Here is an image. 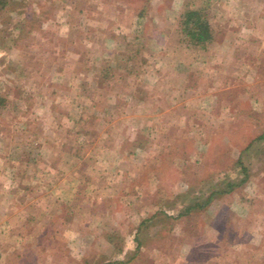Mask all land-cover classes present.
<instances>
[{
  "label": "rangeland",
  "instance_id": "obj_1",
  "mask_svg": "<svg viewBox=\"0 0 264 264\" xmlns=\"http://www.w3.org/2000/svg\"><path fill=\"white\" fill-rule=\"evenodd\" d=\"M201 5L214 30L204 48L186 41L180 24L185 8ZM48 22L52 38L41 33ZM15 46L32 49L21 62L31 66L22 72L39 83L48 78L47 63L55 70L62 65L64 50L71 78L51 81L64 101L55 103L63 113H56L53 126L64 114L71 128L45 139L39 152L48 158L52 145L51 175L26 181L23 193L0 181V264H264V0H0V49H7L10 64ZM49 47L54 62L46 60ZM113 53L123 61L130 55L139 87L133 93L145 101L132 97L116 102L117 108L107 103L108 113L116 109L110 122L116 134L126 125L137 129V135L128 129L133 145L149 151L120 140L116 153L110 142H100L96 113L106 104L104 94L94 84H79L78 73L113 67ZM6 67L16 83L10 71H19ZM113 73L121 76L122 68ZM14 83L11 111L34 100L25 98L26 90L35 92ZM117 111L132 118L126 124ZM67 148L69 155L62 154ZM20 151L30 153L24 146L10 155L20 157ZM223 180L232 183L231 191L177 217L190 195L187 187L206 193L210 183L224 187ZM20 182L18 187L29 186ZM145 218L150 220L140 224ZM136 237L141 247L134 252Z\"/></svg>",
  "mask_w": 264,
  "mask_h": 264
},
{
  "label": "crops",
  "instance_id": "obj_2",
  "mask_svg": "<svg viewBox=\"0 0 264 264\" xmlns=\"http://www.w3.org/2000/svg\"><path fill=\"white\" fill-rule=\"evenodd\" d=\"M257 17L259 20V15ZM66 21H67V16L64 18V22ZM53 26L54 25L51 22L46 23V28L45 30L41 31V33H44L46 35L49 34V38L54 37V35L51 36L53 33L52 31ZM100 32H97V34H99ZM59 35L66 36L65 33H62ZM124 48L125 46H123V49ZM6 50L7 49L5 48H2V50L0 49V67L3 71L1 72L2 74L0 76V97H2L5 100V103H7L3 107H0V176L2 177V179L0 177V181L5 180V182H7L8 184L7 187L9 188L14 187L15 188L14 190H10L12 193L13 191L17 193L20 191L21 193H23L24 190H25L24 192L28 191L27 188L30 187V184H28L29 182H26V181L34 180V182H36L37 179L39 178V175H42V174L51 175V173L54 172V169H53L54 162L49 161L50 158L54 157V153H53L54 150L52 149L53 148L52 145L46 148L48 151L47 157L49 158V160H47L48 158L43 159V157H40L39 152L41 149L44 148L43 143L45 139L53 140L55 139L54 138L55 134L60 133L64 135L65 132H70L71 127L70 125H68V120L70 121V118L63 116L64 114L62 116L60 115V118H59L60 122L57 123L55 126H53L54 117H56V113L59 112V111L57 112L55 111V107H56L55 103H58V102L64 103V101H59L60 99L57 97L61 93L56 94L54 90L50 88V86L52 85L51 81L58 83L63 80L65 81V84L69 83V80L71 78L70 77V67H65L64 65L66 64L65 62H68V61H65L66 57L64 56V50L62 49V52L60 53L61 54L60 61L62 65L58 67L57 69L58 71L55 69H50L48 67L49 63H47L46 70L49 71V73H47L48 78L44 79L43 81L39 83L37 81H33V79L29 80L28 78H26V76L22 72V69L24 68L25 65L31 66V64L21 63V62L25 58L30 57L29 56L30 54H33L32 49H29L28 47L23 49L19 46H15L14 52L16 56L13 60L14 64H10L11 63L9 59L10 56L8 55V51ZM49 51L51 53H54V49L52 47L47 48V51L45 53L47 56L46 60L54 62V58L48 57ZM113 54H115L114 59L116 61L113 64V67H112V64L107 66L106 64L101 63L103 64V66L101 65L100 69H98L97 71L92 68H90L89 70L84 69V71L80 69V72L78 73L79 79L82 80V82L79 84L84 83V86H86V83L89 82V84H92V85L94 84L96 86V91L101 90V94H104L102 97V101H104V103L106 104L103 105V107L101 108V111H97L96 113V115L98 116V119L100 118V126H98V128H100L98 131V133L100 134V142L104 143V145L107 142H110L111 143L110 149L111 150L114 149L116 153L117 152L120 153V148L116 147L115 145L116 142H119L120 140L122 142L126 140H130L128 141L131 143V145L129 146L135 147L136 148L135 150L142 149L144 151L146 149L149 151V148H144L142 145L137 144L135 142L133 145V141L131 140V138L133 137H131V135L133 133L134 135H137L138 134L137 129H133L134 127L128 128L126 125L125 133H122L119 131V133L116 134V130H115L116 127L115 125H112V123L110 122L111 120L110 118L113 115H109V114L115 115V112L113 111H116V109H114V108H117V107H114L116 106L115 105L116 102L118 103L119 101H124V100L126 101L132 97H133L132 100L140 104L141 103L144 104V101H145V96H143V94L140 96H136L133 93V91L135 92V90L139 89V87H137L136 85L137 83L135 84L133 78H131V72H130L131 68L129 67V64H128L130 55L127 54V56L124 58V61H123L120 58L116 57V53H113ZM100 61L102 62L101 58H100ZM67 64H69V62ZM9 65H13V67L11 68L17 69L19 71V73L16 72V70L13 71L12 69H11L12 71H10V72L15 73L13 80L16 83H14L13 81L11 82L12 80L11 78H13L12 74H11V78H7V73L9 71L4 73V69H7L6 66L9 67ZM108 67L113 68V72L115 68L116 69L122 68L123 74L121 76L118 75V77H115V74L113 72L108 71L109 70ZM51 68H53V64ZM109 75L111 76L109 77ZM20 77L22 78V81L20 80ZM23 77H25V79ZM17 79L20 80V82L17 81ZM13 83L16 84V86L17 84H21L20 87H23V88L24 86H32L35 89V92L32 91L31 93H29L27 90L26 92L24 91L25 92L24 95L26 96L25 97L26 99L31 97L34 100L31 101V103H29V101L21 102V103L18 102V108L15 109V111L9 110L7 106L8 103L10 102V93H11L9 87H11ZM116 84L120 85L121 87L120 90L114 89ZM42 86H45L46 88L43 89ZM112 86L113 88L110 89V87ZM142 86L143 87H140V88L142 91H144L143 88H145L147 85L143 84ZM68 91L69 90L66 88V91H62V93L68 92ZM26 103H29V104H26ZM107 103H110V106L114 107L111 113H108L107 111L106 106L107 107L109 106V104ZM26 105L30 106L29 109L26 108ZM32 105L35 106V108L32 107ZM60 107H63V109L65 108L64 105L62 104L60 105ZM120 110H123V109H120ZM117 112H118V116L124 117L123 120L125 121V123L127 121L125 119L132 118V117L128 118L127 115L122 114L121 111H117ZM59 113H63V112H59ZM148 115L149 114H146L143 109L142 115H141L142 118L145 119L147 118ZM63 123H66L67 125L65 126ZM142 127H144V125H142ZM128 129L132 130L133 133L128 132ZM114 135H116L115 139H114ZM128 135H130V137ZM24 146H28L30 149V153H28L27 151L25 152V155H22L24 153L20 151V154L22 156H25V158H22V156L14 158L15 156H13L12 154L10 155V153H12L13 151H17L20 148L24 149ZM102 147L103 146L101 145V148L99 149L102 150ZM103 150L106 151V149H103ZM68 152H69V149L67 148L62 152V154L69 155ZM80 153L82 154L81 151ZM62 161H64V159ZM8 162H9L8 166L4 167L5 170L1 171L4 164ZM13 164L15 166L16 165L18 166L19 164H21V166H23L25 170L22 171V173L20 172L16 173L13 170V167H11V165L14 166ZM62 164L64 165V163ZM29 167H32V169H35V173H34V170H32V172L30 173ZM20 181L22 182L25 181L26 184H28L29 186L28 187L27 186L18 187L16 182H19V184H21Z\"/></svg>",
  "mask_w": 264,
  "mask_h": 264
},
{
  "label": "trees",
  "instance_id": "obj_3",
  "mask_svg": "<svg viewBox=\"0 0 264 264\" xmlns=\"http://www.w3.org/2000/svg\"><path fill=\"white\" fill-rule=\"evenodd\" d=\"M206 1H209V0H206ZM206 6H207V3H206ZM180 24H181V32L185 40L196 46H199L200 48H204L205 45L208 42H210L214 37V30L210 26L209 21L206 17V7L204 5H201L198 8H195V7L185 8L182 14V19L180 21ZM4 105H5V100L2 97H0V107H3ZM85 119H86V116L83 113H81L79 116V121L84 122ZM261 136L263 135L260 134L258 138H261ZM239 160H240L239 157H237L236 162L239 163L240 162ZM220 179H215L214 182L217 183L218 180ZM214 182L209 184V188L211 186V189L210 191L208 189L206 193L205 191H202L200 188L194 191V193L192 192L190 193L189 187H187L188 194L190 195L186 199L187 201L184 203V205L182 206L180 205L178 207L177 217L185 216L189 214L190 212L192 213L195 211L203 210L219 194L223 192H229L232 190L233 185L231 182H228V181L225 182L223 180V182L225 183L224 187L223 186L218 187L217 185H215ZM212 185L216 186L215 189L212 188L213 187ZM168 197L169 196H167V198ZM163 204L160 203L159 205L161 206ZM159 205H158V208L156 209V212H158L156 213V215H161L162 213H164L163 209L160 208ZM150 218L152 220L146 219V218L144 220H141L140 224H143V222L148 221V220L152 221V223L154 224H157V220L154 217H150ZM166 227L167 229H169L168 225H166ZM167 229L164 228L163 230L167 231ZM135 240L137 242H136V246L134 247V252H137L138 249L141 247V243L137 237ZM100 264H116V262L106 261Z\"/></svg>",
  "mask_w": 264,
  "mask_h": 264
}]
</instances>
